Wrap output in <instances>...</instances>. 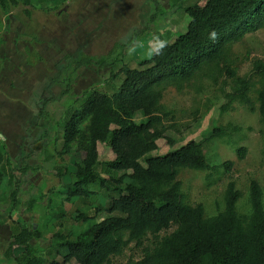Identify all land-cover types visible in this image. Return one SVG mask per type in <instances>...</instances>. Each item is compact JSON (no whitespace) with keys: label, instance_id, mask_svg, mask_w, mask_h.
<instances>
[{"label":"rangeland","instance_id":"1","mask_svg":"<svg viewBox=\"0 0 264 264\" xmlns=\"http://www.w3.org/2000/svg\"><path fill=\"white\" fill-rule=\"evenodd\" d=\"M173 1L17 0L15 4L8 1L6 8L0 4V146L10 160L6 164L7 186L0 188V264H17L15 258L24 247L14 244L10 253L9 247L22 225L40 230L41 237L30 240L29 245L46 260L45 264H50L54 259L63 260L54 235L75 238L87 227L77 217L78 210L99 220L107 216L106 211H95L108 201L111 190L89 185L95 191L90 196L64 198L66 185L74 181L76 163L82 161L84 153L74 148L70 154L59 155L62 127L70 112L92 92H114L125 77L119 71L123 65L140 68V62L150 58L161 41L173 42L184 33L190 21L185 7L203 5L207 0H178L174 9ZM156 3L171 11L159 18H164L159 26L151 21ZM230 56L239 75L249 73L254 60L264 61V28L233 43ZM111 61L115 64L110 65ZM224 81L220 78L214 83L201 74L182 90L167 88L162 103L173 110L182 132L169 129L167 135L175 142L169 144L166 138H160L158 149L150 153L165 154L189 140L209 137L204 142L209 163L233 161L228 174L218 178L215 173L214 184H209L207 170L183 168L179 173L187 201L192 205L202 203L206 216L224 209V192L230 180H235L242 192L238 201L242 214L251 211L252 179L264 192L259 112L239 102L221 111L227 101ZM145 119L141 112L136 113L137 122ZM229 123L241 130L232 136L210 137L213 127ZM56 135V147L49 145ZM238 146L247 148L242 159L236 151ZM47 149L53 155L50 159ZM99 152L101 162L115 158L106 143L99 144ZM15 188L16 204L10 196ZM141 255V248L131 244L113 261L126 264L130 257L139 259Z\"/></svg>","mask_w":264,"mask_h":264},{"label":"trees","instance_id":"2","mask_svg":"<svg viewBox=\"0 0 264 264\" xmlns=\"http://www.w3.org/2000/svg\"><path fill=\"white\" fill-rule=\"evenodd\" d=\"M8 1L17 2L0 0V4L6 8ZM177 2L173 1V9ZM184 10L190 16L184 33L173 42L164 40L163 49L159 43L152 56L140 62V68L123 65L119 71L125 77L114 92H92L65 120L59 155L70 154L76 148L84 157L76 163L74 181L66 185L64 198L90 196L95 191L89 185L112 192L95 211H106L107 216L99 220L96 215L78 210L77 217L87 227L75 238L54 235L58 240L57 253L63 260L54 259L50 264H114V257L131 244L141 248L142 255L139 259L130 257L126 264H264V192L257 180L250 182L248 214L239 212L242 192L236 181L230 180L224 192V209L206 216L202 203L192 205L187 201L179 173L183 168L207 170L209 184H214L215 173L218 178L228 174L233 161L211 165L204 149L209 137L189 140L165 154H150L158 149L160 138H166L169 144L175 142L167 135L169 129L182 132L173 110L162 103L165 91L171 86L182 90L203 74L214 83H219L220 78L226 80L227 101L221 111H227L236 102L251 111L258 110L264 155V61L254 60L252 70L239 75L230 56L233 43L264 28V0H207ZM169 12L156 3L151 21L159 26L164 19L159 18ZM213 31L216 39L211 38ZM101 63L105 64L104 60ZM138 112L146 118L144 121L135 120ZM240 130L231 123L215 126L210 137L232 136ZM58 141L56 135L49 145L56 147ZM100 143L110 146L114 159L100 161ZM236 151L242 159L247 148L238 146ZM52 156L48 152L47 158ZM9 163L0 146V187L7 186ZM100 165L106 176L99 170ZM17 193L15 188L10 195L14 204ZM35 202V198L31 199L28 208H33ZM41 235L33 225H22L14 234L9 253L14 244L24 247L15 258L17 264L46 263L29 245L30 240Z\"/></svg>","mask_w":264,"mask_h":264},{"label":"clouds","instance_id":"3","mask_svg":"<svg viewBox=\"0 0 264 264\" xmlns=\"http://www.w3.org/2000/svg\"><path fill=\"white\" fill-rule=\"evenodd\" d=\"M216 35H217V34L215 33V31H213V32L211 33V38H212V39H216ZM165 46H166V42L161 41V42H160V48L163 49V47H165Z\"/></svg>","mask_w":264,"mask_h":264},{"label":"crops","instance_id":"4","mask_svg":"<svg viewBox=\"0 0 264 264\" xmlns=\"http://www.w3.org/2000/svg\"><path fill=\"white\" fill-rule=\"evenodd\" d=\"M6 154V153H5ZM1 188V187H0Z\"/></svg>","mask_w":264,"mask_h":264}]
</instances>
